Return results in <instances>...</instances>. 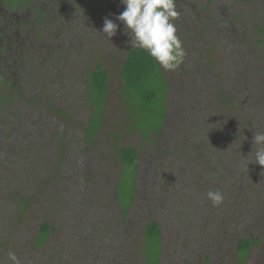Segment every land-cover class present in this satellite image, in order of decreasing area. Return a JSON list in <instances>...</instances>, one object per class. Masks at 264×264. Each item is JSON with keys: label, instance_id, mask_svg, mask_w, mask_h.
Wrapping results in <instances>:
<instances>
[{"label": "rangeland", "instance_id": "obj_1", "mask_svg": "<svg viewBox=\"0 0 264 264\" xmlns=\"http://www.w3.org/2000/svg\"><path fill=\"white\" fill-rule=\"evenodd\" d=\"M56 1H35L53 12L33 26L21 23L30 13L0 27V164L8 157L0 165V262L13 251L23 264H146V226L158 222L159 264H264V167H243L255 131H264V0H176L186 55L174 71L161 68L169 90L155 140L136 131L135 104L122 94L120 69L134 48L116 20L121 0H98V15L94 0L49 5ZM71 10L78 15L64 14ZM106 18L119 25L110 40ZM99 64L109 90L90 141L86 81ZM123 148L140 156L127 212L117 196H131L118 189ZM209 191L223 203L213 206ZM46 224L52 230L39 247ZM253 236L261 243L242 261L238 243Z\"/></svg>", "mask_w": 264, "mask_h": 264}, {"label": "trees", "instance_id": "obj_2", "mask_svg": "<svg viewBox=\"0 0 264 264\" xmlns=\"http://www.w3.org/2000/svg\"><path fill=\"white\" fill-rule=\"evenodd\" d=\"M5 1L4 6L6 5ZM30 1L31 0L8 1L9 9L12 10L15 8H19L20 10H25L29 6ZM21 4L23 5V7L21 6ZM24 5L26 6L24 7ZM49 5H53V7H59L62 5L67 6L63 0L56 1L55 3L50 2ZM92 5L93 11L96 15H98V0H94V4ZM34 7L31 11L33 13V16L30 18V22L28 23L29 20L27 18V22H21L22 24H29L33 26L35 25V18H38L40 20L41 16H45L47 13L53 12V10L49 8L46 2L39 3L38 5H36L35 3ZM72 10L68 13L65 12L64 14H67V16L68 14H70L71 16H77L78 13L77 15H74L72 14ZM262 31L264 32V30L260 28V32ZM243 48L244 50L246 49L245 46ZM242 57H244L243 60L246 59L245 55ZM120 77L124 82V86L122 89L123 97L130 103L132 102L135 104L133 111L140 119V121L134 122L135 119L132 115L134 126H136V131L145 140L149 139L150 135L153 133L156 135L154 136L153 140L160 137L163 132L162 129L164 123H166L167 109L165 103L169 90L167 78L165 77V75H163L161 68L147 54V52L138 48H134L129 50V52L127 53L126 60L120 69ZM0 78L1 80H4L1 76ZM108 80V73L105 71L103 64H99L97 70L92 73L88 81H86V91L91 95L89 103L94 108V116L89 127L87 128L90 141L92 140L93 136H95L100 131V128L102 126V117L104 109L106 107L109 90ZM8 98L11 99L10 101L13 100V98ZM25 98V96L20 95L21 101L25 100ZM230 101L234 103L232 99ZM3 102H6L5 98L2 99L1 104ZM1 104L0 111L1 109H3V106ZM95 126H97L96 129L94 128ZM141 126H146V133L141 132ZM138 127L140 130L138 129ZM10 134H15L14 129H11ZM17 142L18 140H16V143ZM151 142L154 141L151 140ZM0 151H3V147L0 148ZM119 157L121 158L123 164V178L122 181L118 183V189L123 190L125 187H127L128 194L131 196L130 198L128 197V199H125L122 191L119 195L117 193V196L119 201L122 202V208H124V211L127 212V210L131 208L133 197L136 194L137 186L134 185V181H136L138 177L140 156L136 149L123 148L119 153ZM7 158L8 157H6L0 165H6ZM124 173H126L125 176ZM129 175L131 177V180L127 181ZM126 203L128 204L126 205ZM51 230L52 229L50 224H46L43 227L38 238L37 246L41 247L45 245ZM229 234L231 233H228L227 236ZM145 236L146 244L144 247L143 255L146 259V264H159L163 256V230L160 226V223L152 222L150 224H147ZM260 243L261 240L259 238H254V236L251 239H241L238 243L237 248L239 251V257L242 259V261L247 260L254 245H258ZM208 260H211V258L209 257Z\"/></svg>", "mask_w": 264, "mask_h": 264}, {"label": "clouds", "instance_id": "obj_3", "mask_svg": "<svg viewBox=\"0 0 264 264\" xmlns=\"http://www.w3.org/2000/svg\"><path fill=\"white\" fill-rule=\"evenodd\" d=\"M124 10L116 16L130 37L132 48L141 49L165 71H174L183 62L186 55L182 41L177 35L175 21L180 13L176 10V0H121ZM119 25L111 19H105L103 35L109 40L115 36ZM254 156L243 165L248 170L249 163L264 167V131H255L253 136ZM253 149V150H254ZM253 152L249 154L252 156ZM207 198L213 206L224 201L220 191H209ZM0 264H23L13 251L7 253V260Z\"/></svg>", "mask_w": 264, "mask_h": 264}, {"label": "flooded vegetation", "instance_id": "obj_4", "mask_svg": "<svg viewBox=\"0 0 264 264\" xmlns=\"http://www.w3.org/2000/svg\"><path fill=\"white\" fill-rule=\"evenodd\" d=\"M4 1L5 0H0V21H4V22H0V27L1 26L8 27L14 25V23L21 24L19 21L27 18V15L32 13L31 11L35 5L34 4L35 1L33 2V0H31L29 6L25 10H20L19 8L10 10L4 8ZM21 6L23 7L22 4ZM25 6L26 5H24V7ZM26 10H28V13H26Z\"/></svg>", "mask_w": 264, "mask_h": 264}]
</instances>
